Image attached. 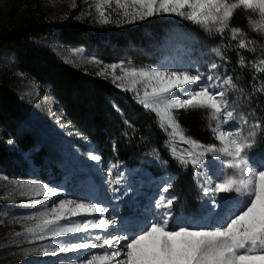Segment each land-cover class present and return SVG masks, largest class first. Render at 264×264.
I'll return each instance as SVG.
<instances>
[{"label":"snow or ice","instance_id":"6c2138e0","mask_svg":"<svg viewBox=\"0 0 264 264\" xmlns=\"http://www.w3.org/2000/svg\"><path fill=\"white\" fill-rule=\"evenodd\" d=\"M112 2L97 0L96 8L103 24L111 22L103 9ZM114 3L129 24L154 16L174 15L199 26L209 36L223 38L226 33L229 36L227 43L211 50L220 63L213 60L206 72L199 68H135L122 63L104 66L112 70L113 82L121 81L118 87L131 91L138 104L155 114L158 126L168 136L173 158L181 168L193 170L207 199L189 210L187 216L177 215V198L168 194L175 179L170 176L141 216L133 218L130 231L101 238L86 230H107L109 225L118 223L116 218L76 221L69 217L104 214L109 211L108 206L61 199L49 209L46 199L41 205L44 210L26 217L37 222L26 226L25 232L38 239L85 233L84 239L91 238L94 242L55 248L56 252L103 250L86 254L81 264H264V157L254 156L256 148L264 144V117H257L256 108L250 106L258 93L264 95V83L256 86L260 82L258 74L264 73V44L231 24L236 10L242 9L248 14L250 30L264 37V0H114ZM240 50L260 54L246 61ZM229 51H236L242 70L251 66L250 92L239 83V75L229 74L224 68ZM117 69L123 75H116ZM126 83L130 86L126 87ZM237 93L239 99L249 102V110L238 108ZM114 107L119 111L118 106ZM181 110L201 112L215 143L204 144L192 137L179 122ZM89 159L99 163L101 156L90 152ZM106 167L113 198L128 195L130 186L117 195L120 193L117 186L127 185L119 165L112 163ZM0 179L8 177L0 176ZM21 187L29 190L21 191L20 195L58 196L57 188L44 184ZM128 210L137 211L135 205H130ZM65 220L67 224L60 223ZM182 220L188 223H180ZM43 251L47 254L48 248Z\"/></svg>","mask_w":264,"mask_h":264},{"label":"rangeland","instance_id":"374dc122","mask_svg":"<svg viewBox=\"0 0 264 264\" xmlns=\"http://www.w3.org/2000/svg\"><path fill=\"white\" fill-rule=\"evenodd\" d=\"M96 3L97 0H75L73 7V0H0V27L23 24L35 7L39 8L45 20L59 22L65 18H71L93 33L122 29L139 22L127 23L121 14L122 10L116 9L113 0L110 5L105 4L103 9L111 22L103 24L100 22ZM149 19L161 20L167 22V25L161 37L154 42V50L146 51L148 56H154V62L148 66H138L128 57L111 62L103 61L93 51L87 49L86 45H66L52 32L39 34L37 40L69 65L109 78L111 81H113L112 70L105 69V65L122 63L127 67H159L162 70L164 68L168 70L199 68L200 71L206 72L207 65L213 60L220 63L211 51L219 46L211 40L214 35L209 36L199 26L174 15L154 16L146 20ZM195 28L201 33H196ZM261 39L264 44V37ZM12 60L9 52L0 51V79L5 81L16 94L19 100L17 127L29 132L34 144L28 150H20L9 133L0 129V141L19 154L20 162H17V166L22 171L21 175L13 176L0 169V176L8 177L7 180L0 179V264H80L82 262L81 258L78 260L80 256L102 253L103 250L93 248L74 252H56V246L67 247L71 243L94 241L91 238L85 240V233H69L59 237L47 236L44 239H38L25 232V227L32 226L37 220H27L26 217L44 210L41 205L46 199L49 209L61 199L85 203L95 202L101 206H108V213H94L91 216L82 215L69 217V219L76 221L106 219V214L111 212L118 222L122 223L126 217L130 219L129 225L124 224L113 232L117 235L122 234L131 229L133 218L141 216L143 210L159 195L160 188L172 175L166 174L152 178L146 170L138 166L129 167L118 164L125 174L127 185H118L120 193L117 195L123 193L126 186H130V190L128 195L121 199H114L112 192L109 191L106 167L114 162L108 156L101 157L99 163L89 159L90 152L98 155L96 148L66 121L56 100L48 93L46 85L17 69ZM97 60L101 63H95ZM115 74L123 75L119 69ZM115 83L118 85L121 81ZM125 86L130 85L126 83ZM37 152L43 154V158L55 167L53 172L47 169L46 173L40 176L39 166L33 163V156ZM254 156L264 157L263 144L256 148ZM207 159L211 160V157ZM256 162L259 163V159ZM37 184L57 188L58 196L53 198L50 193L47 197L20 195L21 191L29 190L21 186ZM196 188L191 207H179L178 204L177 215L183 213L187 216L189 210L196 209L206 201L207 198L203 197L200 187ZM168 194L174 195L171 189ZM130 205H135L137 211L130 213L128 210ZM60 223L67 224V220ZM180 223H188V221L182 220ZM86 232L99 234L101 238L111 234V232L108 233V229H89ZM44 248H48L47 254L44 253Z\"/></svg>","mask_w":264,"mask_h":264},{"label":"trees","instance_id":"16d2710c","mask_svg":"<svg viewBox=\"0 0 264 264\" xmlns=\"http://www.w3.org/2000/svg\"><path fill=\"white\" fill-rule=\"evenodd\" d=\"M247 16L244 10H236L232 26L243 28L249 38L262 44L261 37L250 30ZM166 23L149 19L126 28L93 33L71 18L59 22L45 20L39 8L35 7L23 24L0 27V51L9 52L17 69L46 85L48 93L62 110L63 117L89 140L98 155L108 156L116 164L138 166L152 178L172 175L175 179L171 192L176 196L179 207L189 208L198 186L197 177L191 168H181L173 158L167 144L168 136L158 126L155 114L138 104L131 91L122 90L109 78L69 65L37 40L39 34L52 32L66 45H86L87 49L103 61L111 62L128 57L138 66H148L154 62V56H148L146 51L154 50V42L163 34ZM195 29L196 33H201L199 29ZM211 40L220 45L227 43L229 36L225 34L221 38L214 35ZM232 43L235 44V41ZM240 52L246 61H251L260 54L259 51L255 54L244 50ZM227 55L229 59L224 68L229 74L239 75V83L250 92L253 75L251 66L242 70L238 65L236 51H229ZM258 76L260 82L256 83L257 87L264 83V73H259ZM236 95L238 108L249 110L250 106L255 107L256 116L264 117V95L258 93L250 106L248 101L239 99V93ZM114 105L118 106L119 111ZM18 112L19 100L16 94L0 79V129L9 133L20 150H28L33 146L34 140L29 132L17 127ZM179 122L192 137L202 143H215L201 112L181 110ZM18 155L0 141V169L4 173L13 176L22 174L17 166L20 160ZM33 163L39 166L40 176L47 169L49 172L55 169L39 152L33 156ZM178 209L176 208V212Z\"/></svg>","mask_w":264,"mask_h":264},{"label":"bare ground","instance_id":"6f19581e","mask_svg":"<svg viewBox=\"0 0 264 264\" xmlns=\"http://www.w3.org/2000/svg\"><path fill=\"white\" fill-rule=\"evenodd\" d=\"M48 202V201H47ZM103 202V201H102ZM101 202V203H102ZM108 213V212H107ZM100 214V213H99ZM113 218H115V216L110 212L108 215L106 214V219L107 220H110V219H113ZM129 221H130V219L128 218V217H126L125 219H123V221H122V223L121 222H118L116 225H109V228H108V233L109 232H111V234L110 235H112V236H115V235H117L116 233H113V232H115V231H117L118 230V228L119 227H121V226H123L124 224H128L129 225ZM131 223V222H130ZM133 226V225H132ZM132 226L130 227V228H132ZM129 231H130V229H129ZM81 258V261L83 260V258L84 257H79L78 258V260ZM73 263V262H72ZM81 264V263H80Z\"/></svg>","mask_w":264,"mask_h":264}]
</instances>
